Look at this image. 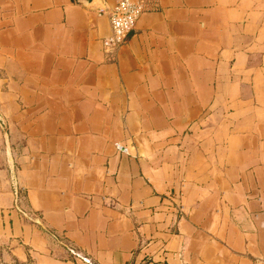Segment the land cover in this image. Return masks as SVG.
I'll return each mask as SVG.
<instances>
[{
	"label": "crops",
	"instance_id": "1",
	"mask_svg": "<svg viewBox=\"0 0 264 264\" xmlns=\"http://www.w3.org/2000/svg\"><path fill=\"white\" fill-rule=\"evenodd\" d=\"M133 1L0 0V258L264 264V0Z\"/></svg>",
	"mask_w": 264,
	"mask_h": 264
},
{
	"label": "built area",
	"instance_id": "2",
	"mask_svg": "<svg viewBox=\"0 0 264 264\" xmlns=\"http://www.w3.org/2000/svg\"><path fill=\"white\" fill-rule=\"evenodd\" d=\"M144 10L141 2L133 0H117L115 5L106 11L108 15L110 33L102 38L101 44L103 51L108 55L114 56L119 47L126 41L128 35L133 31L135 24ZM114 146L117 151L126 153L127 149L119 142ZM177 211L182 210V206L176 207ZM69 254L75 258L89 262V259L80 255L73 247L67 246Z\"/></svg>",
	"mask_w": 264,
	"mask_h": 264
},
{
	"label": "rangeland",
	"instance_id": "3",
	"mask_svg": "<svg viewBox=\"0 0 264 264\" xmlns=\"http://www.w3.org/2000/svg\"><path fill=\"white\" fill-rule=\"evenodd\" d=\"M260 12H263L264 10H259ZM6 127L2 125V120L0 119V130L5 129ZM0 264H35L32 260H26V261H18L16 258H14L9 252H5L4 256L0 258Z\"/></svg>",
	"mask_w": 264,
	"mask_h": 264
},
{
	"label": "water",
	"instance_id": "4",
	"mask_svg": "<svg viewBox=\"0 0 264 264\" xmlns=\"http://www.w3.org/2000/svg\"><path fill=\"white\" fill-rule=\"evenodd\" d=\"M81 2H82V3H85V2H86V0H81Z\"/></svg>",
	"mask_w": 264,
	"mask_h": 264
},
{
	"label": "trees",
	"instance_id": "5",
	"mask_svg": "<svg viewBox=\"0 0 264 264\" xmlns=\"http://www.w3.org/2000/svg\"><path fill=\"white\" fill-rule=\"evenodd\" d=\"M30 261V260H29Z\"/></svg>",
	"mask_w": 264,
	"mask_h": 264
}]
</instances>
